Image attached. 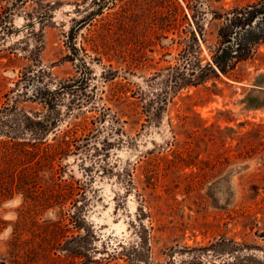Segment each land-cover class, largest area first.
<instances>
[{
  "label": "rangeland",
  "instance_id": "1",
  "mask_svg": "<svg viewBox=\"0 0 264 264\" xmlns=\"http://www.w3.org/2000/svg\"><path fill=\"white\" fill-rule=\"evenodd\" d=\"M93 1L0 0V120L17 138L0 135V264H264V40L214 61L260 0H112L71 34ZM48 109L44 140L15 124Z\"/></svg>",
  "mask_w": 264,
  "mask_h": 264
},
{
  "label": "flooded vegetation",
  "instance_id": "2",
  "mask_svg": "<svg viewBox=\"0 0 264 264\" xmlns=\"http://www.w3.org/2000/svg\"><path fill=\"white\" fill-rule=\"evenodd\" d=\"M110 1L112 0H94L91 2L88 10H86V14L83 15L82 19L79 20L73 27H72V32L74 31H79L81 25L85 24L90 18L97 16L99 14V11H102L105 8H108V5H110ZM107 6V7H106ZM232 20V30H236V32H233V36H230L228 39V42L224 43L222 47L220 48L219 52L215 56H227L229 60L226 61V68L230 62L233 61V58H235L236 55H239L242 50L245 48H248L250 45L253 46L256 42L258 41H263L264 40V35L260 33L259 31L263 32L264 31V0H260L259 3H256L254 6H250L248 9H246L243 12L237 13L234 16L230 17ZM238 36V38H236ZM69 39L71 38L69 35L67 36ZM256 37H261V38H256ZM234 41H237V43H234ZM70 47L73 52L74 57L76 58L77 63L81 66V68L86 72L88 71L89 66L87 65L86 61L80 58V54L77 52L72 40L70 41ZM224 48L229 49L227 50V53L224 52ZM232 49V50H231ZM233 51V52H232ZM217 67L219 68H224V64L222 63L221 65H218ZM87 80V79H85ZM72 84V85H70ZM74 84V85H73ZM78 88L81 87L80 84H75V82L68 83V85H60L58 88L55 89L57 94H60V92H65L69 88ZM43 99V103L45 104V108H61L62 107V100H57L55 104L50 103L47 99ZM48 115H45L44 117H40L37 119H34L33 121H28L24 119H16V125L19 124L20 128H23L24 133L29 131V129L32 134L34 133L35 135H32L31 137H36L40 140L46 139L49 134L59 126L60 122V115L58 112L54 113L51 112V110L48 109ZM14 122V121H13ZM9 124L11 123H6L5 120H0V135H4L5 137L8 138H13L17 139L15 136H13L12 132L10 129L11 127ZM13 124V123H12ZM14 124V126H15ZM23 135V134H22ZM28 138H24L23 140L27 141ZM8 178H10L8 176ZM24 181V180H23ZM25 185V183H24ZM24 185L23 183L18 184V191L23 192L26 195L25 202H30L31 206L34 208L38 207V200H39V190L36 185L34 186V191L33 192H24ZM28 186V185H26ZM7 189H4V192L2 193L3 197H11L12 192L9 193V190L5 191ZM11 190V189H10ZM38 190V191H37ZM34 210L31 211L33 213ZM85 219V218H84Z\"/></svg>",
  "mask_w": 264,
  "mask_h": 264
},
{
  "label": "clouds",
  "instance_id": "3",
  "mask_svg": "<svg viewBox=\"0 0 264 264\" xmlns=\"http://www.w3.org/2000/svg\"><path fill=\"white\" fill-rule=\"evenodd\" d=\"M24 204L23 193H16L11 199L5 201L3 207L9 209L6 219L15 220L18 213L15 211ZM44 221L56 222L58 219V213L55 208H50L44 213ZM12 238V228L5 229L3 233H0V245H6L7 241Z\"/></svg>",
  "mask_w": 264,
  "mask_h": 264
},
{
  "label": "trees",
  "instance_id": "4",
  "mask_svg": "<svg viewBox=\"0 0 264 264\" xmlns=\"http://www.w3.org/2000/svg\"><path fill=\"white\" fill-rule=\"evenodd\" d=\"M227 50L229 51V49H227V48H224V52H226L227 53ZM232 50V49H231ZM233 52V51H232ZM227 60H229V58H227V56H224V57H221V56H215V59H214V61H215V65L216 66H218V65H221L222 63L224 64V68H221V70H225L226 69V61ZM22 119H24V120H28V121H33L34 119H32V117H29V116H26V117H22ZM29 131H31L30 129H29Z\"/></svg>",
  "mask_w": 264,
  "mask_h": 264
},
{
  "label": "water",
  "instance_id": "5",
  "mask_svg": "<svg viewBox=\"0 0 264 264\" xmlns=\"http://www.w3.org/2000/svg\"><path fill=\"white\" fill-rule=\"evenodd\" d=\"M27 132H28V131H27ZM27 132H26V133H27Z\"/></svg>",
  "mask_w": 264,
  "mask_h": 264
}]
</instances>
